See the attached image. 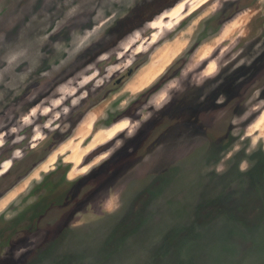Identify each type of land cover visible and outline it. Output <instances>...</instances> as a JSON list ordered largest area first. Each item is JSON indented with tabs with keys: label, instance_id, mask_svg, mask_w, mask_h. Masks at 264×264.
<instances>
[{
	"label": "rangeland",
	"instance_id": "obj_1",
	"mask_svg": "<svg viewBox=\"0 0 264 264\" xmlns=\"http://www.w3.org/2000/svg\"><path fill=\"white\" fill-rule=\"evenodd\" d=\"M0 264H264V0H0Z\"/></svg>",
	"mask_w": 264,
	"mask_h": 264
}]
</instances>
